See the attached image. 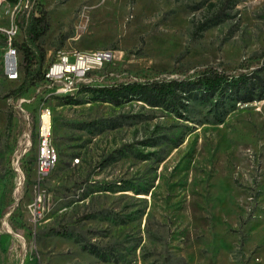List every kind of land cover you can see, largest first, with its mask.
<instances>
[{
  "label": "rangeland",
  "instance_id": "1",
  "mask_svg": "<svg viewBox=\"0 0 264 264\" xmlns=\"http://www.w3.org/2000/svg\"><path fill=\"white\" fill-rule=\"evenodd\" d=\"M31 1L3 2L0 26ZM36 2L50 25L48 63L62 52L114 51L83 86L264 65V0ZM6 52L0 33V264H264V100L218 111L192 100L182 119L141 102H94L80 88L79 104L35 88L13 99L20 80L8 79ZM46 108L59 162L41 178ZM27 129L31 147L18 166ZM91 245L107 260L84 248Z\"/></svg>",
  "mask_w": 264,
  "mask_h": 264
},
{
  "label": "trees",
  "instance_id": "2",
  "mask_svg": "<svg viewBox=\"0 0 264 264\" xmlns=\"http://www.w3.org/2000/svg\"><path fill=\"white\" fill-rule=\"evenodd\" d=\"M31 3L32 7L24 11L17 21L23 38L21 42L17 40L15 42L20 53V83L10 92L9 97L13 99L24 96L31 89H36L44 83L48 67L47 50L43 45V38L50 26L48 16L43 10L37 9L36 12V0H32ZM262 70L264 65L252 72L230 75L218 68L206 67L196 71L194 76L182 80L149 78L145 81L121 82L107 86H81L79 93H91L94 102L109 104L113 107L141 102L147 107L161 108L184 119L182 113L189 110L192 100H201L210 105L213 111L225 107L229 101L247 103L264 100V75L260 73ZM49 99L62 100L64 104L80 103L76 95L51 96ZM11 122L12 116L8 123L11 124ZM94 125L95 123H89L88 126ZM119 126L121 123L118 122L112 125L113 128ZM148 157L149 155H143L144 159ZM162 161H164L163 158L160 159V162ZM84 248L107 260V256L95 246Z\"/></svg>",
  "mask_w": 264,
  "mask_h": 264
},
{
  "label": "built area",
  "instance_id": "3",
  "mask_svg": "<svg viewBox=\"0 0 264 264\" xmlns=\"http://www.w3.org/2000/svg\"><path fill=\"white\" fill-rule=\"evenodd\" d=\"M6 0H0V6ZM13 15L19 10L20 3L13 5ZM29 9L28 5L26 6ZM26 9V10H27ZM25 10V11H26ZM18 19L13 20L7 26H0V33L4 36L7 44L5 55V66L7 77L11 81L20 79V53L15 45L20 28ZM58 60L47 62L48 67L45 73V82L36 88L37 93L45 98L51 96L75 95L77 90L83 86L87 77L94 71L101 69L105 64L110 63L114 58V51L99 50L93 52L69 51L62 52ZM73 58V60H72ZM29 119V116L27 117ZM38 144H37V172L39 177H47L59 162V153L53 143L52 112L44 109L39 116L38 123ZM25 136L29 139L25 145L23 153L19 154L18 166L23 155L31 147L28 129ZM20 150L17 151L16 156ZM21 157V159H20ZM80 158H77V163ZM20 168V167H19Z\"/></svg>",
  "mask_w": 264,
  "mask_h": 264
},
{
  "label": "bare ground",
  "instance_id": "4",
  "mask_svg": "<svg viewBox=\"0 0 264 264\" xmlns=\"http://www.w3.org/2000/svg\"><path fill=\"white\" fill-rule=\"evenodd\" d=\"M75 163H77V158L74 160Z\"/></svg>",
  "mask_w": 264,
  "mask_h": 264
}]
</instances>
